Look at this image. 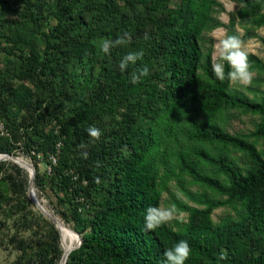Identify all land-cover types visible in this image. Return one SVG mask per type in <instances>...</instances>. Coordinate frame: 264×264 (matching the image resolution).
I'll use <instances>...</instances> for the list:
<instances>
[{
	"label": "trees",
	"instance_id": "trees-1",
	"mask_svg": "<svg viewBox=\"0 0 264 264\" xmlns=\"http://www.w3.org/2000/svg\"><path fill=\"white\" fill-rule=\"evenodd\" d=\"M234 1L225 24L220 0H0V53L15 56L0 71V155L31 157L38 190L58 198V216L81 235L67 264H163L181 240L192 249L186 264H264V61L248 54L256 76L244 90L220 81L212 36L258 38L264 0ZM122 34L126 46L100 50ZM244 115L258 117L254 130L231 133ZM28 187L26 170L0 162V216L24 227L35 216L61 240ZM166 193L187 216L145 230L146 210ZM7 236L22 243L10 264H59L51 240Z\"/></svg>",
	"mask_w": 264,
	"mask_h": 264
},
{
	"label": "rangeland",
	"instance_id": "rangeland-1",
	"mask_svg": "<svg viewBox=\"0 0 264 264\" xmlns=\"http://www.w3.org/2000/svg\"><path fill=\"white\" fill-rule=\"evenodd\" d=\"M220 1L222 2V4L225 7V10H226L224 13H222L220 15V19L225 24H228L229 14L232 12H236L238 10V5L234 0H220ZM239 31L241 33H243V30L241 28H239ZM258 34H259L258 38L252 39V40L247 41V42H243L244 49L248 52V54H253V55L259 57L260 59H262L264 61V28H261L258 31ZM212 36L214 38V48H215L214 62L217 63V62H220L219 41L226 38V30L224 28H219L212 33ZM10 48H11V50H13V47H10ZM16 50H19L18 47L16 48ZM14 58H15V56H9L5 52L0 53V63H1L0 64V71L4 72L6 70L8 61L14 60ZM255 76H256V73H255ZM234 86L240 88L241 90H244L238 84H234ZM257 121H258V117H253L250 115L240 116V117L232 120L231 124L228 126V130L233 134H235V133H248V132L254 130L255 123ZM19 157H20V159L26 161L28 164H33L35 167V163L33 162V159L31 157L25 155L22 152H19ZM1 162H9V163H12L14 165H17V164L20 165V163H16V162L12 161L11 159L6 160V161L3 160ZM21 167H23V166H21ZM25 169L26 168H24V170ZM27 170L28 169H26V172L28 173V176H29V172ZM40 170L42 172H47V166L44 164H41ZM37 192L39 194V197L41 198V201H42L44 207L51 213V215L57 221H59L61 224L67 226L70 230H72L74 232L73 227L70 224L66 223L62 217H60L61 212L64 211V208L60 204L58 198L56 196H54L53 193L48 189L47 190H38V188H37ZM182 198L185 200L184 197H182ZM170 201L171 200L169 198V195L166 193L163 197V202H162L161 207H168V206L172 205V203ZM34 209L38 210V208L36 206L34 207ZM227 213H228V210L225 208L218 209L217 211H215L214 220L216 222L220 221V219L225 217L227 215ZM58 215H60V216H58ZM185 216H187V215L183 214L182 218ZM0 220L1 221L4 220L5 225H6V226L3 225L2 234H0V264H10V263L14 262L20 255L19 248L22 245V243L20 244V242H18L17 244H12L10 241L11 240L10 237L7 236V234H9V233H11V236L21 234V236L24 237L25 240H27V242H31L33 244V246H36V247L40 246V244L43 242H48L51 240L52 247H54V249H55V246L58 245L57 247H58V250L60 251L58 253L59 264L62 260L63 255H64V243L67 246H70V244H71L69 240H67L65 238L63 239V237L60 233L59 227L57 225L53 224L50 220H49V222H51L55 226L56 229L58 228L57 231H58V233H60L59 237H61V240H60V238H59V240H54L51 236V233H50L51 230H50V227L48 226V224H46L44 221L40 220L39 218H37L35 216H32V220H31L32 223L30 222V226H25V227L23 225L16 226L14 224V221H15L14 219H11V218L6 219V216H4V215L0 216ZM175 220H173L169 223L173 224ZM18 227H20L21 230L18 229ZM74 235H75V238L73 239V242H74L75 246H77L78 241H79V237L75 233H74Z\"/></svg>",
	"mask_w": 264,
	"mask_h": 264
},
{
	"label": "clouds",
	"instance_id": "clouds-1",
	"mask_svg": "<svg viewBox=\"0 0 264 264\" xmlns=\"http://www.w3.org/2000/svg\"><path fill=\"white\" fill-rule=\"evenodd\" d=\"M130 43V37L122 34L117 39H103L100 44V50L104 54H111L114 48L126 46ZM220 45V62L213 65V72L220 81L227 79L230 84H238L240 86H250L255 77V72L248 59V52L244 49L243 41L237 35H229L219 41ZM143 52L128 53L120 62L121 71H125L129 63L135 64L138 60H142ZM227 65V70L225 66ZM149 74L146 66L142 67L131 75L133 84L139 83L142 77ZM88 134L91 138L99 140L102 136L100 129L95 126L90 127ZM86 157V153L84 154ZM97 182L99 180L97 179ZM177 207L172 204L168 207H149L144 216L145 230L152 231L163 225L177 219L182 218ZM192 249L188 241L181 240L173 245L172 248L166 249L164 252L163 264H186L190 258ZM228 256L223 251L219 256L220 261L227 260Z\"/></svg>",
	"mask_w": 264,
	"mask_h": 264
},
{
	"label": "water",
	"instance_id": "water-1",
	"mask_svg": "<svg viewBox=\"0 0 264 264\" xmlns=\"http://www.w3.org/2000/svg\"><path fill=\"white\" fill-rule=\"evenodd\" d=\"M10 158H17V159H19L20 157L19 156H15V155H11V154H2V155H0V162L3 161V160L4 161L10 160ZM18 166H20V165H18ZM21 168H23V167H21ZM27 171L29 172V187H28V197H29V199L31 200V202L38 208V210L48 220H50L53 224L56 225V223H55V221H54L51 213L43 206V203L41 201V198L39 197V194L37 192V186H36V169H35L34 165L33 164H29ZM33 193L36 195L37 200H35V198L32 196ZM74 233L79 237V241H78V245L75 246L73 248V250H75L77 247H79L82 244V237H81V235L79 233H77L75 230H74ZM70 253H68L66 255L65 254L63 255L60 264H67V260H68V257L70 255Z\"/></svg>",
	"mask_w": 264,
	"mask_h": 264
},
{
	"label": "bare ground",
	"instance_id": "bare-ground-1",
	"mask_svg": "<svg viewBox=\"0 0 264 264\" xmlns=\"http://www.w3.org/2000/svg\"><path fill=\"white\" fill-rule=\"evenodd\" d=\"M12 161L16 162V163H20L21 166H23L24 168L28 169V163L22 159H17V158H10ZM32 196L35 198V200H37L36 198V195L33 193ZM44 206V205H43ZM53 217V216H52ZM56 225L59 227V230H60V233L63 237V239H67L70 241V246H67L65 243H64V254H68L70 253L75 244L73 242V239L75 238V235H74V232L72 230H70L67 226L61 224L59 221H57L54 217H53ZM66 241V240H65Z\"/></svg>",
	"mask_w": 264,
	"mask_h": 264
},
{
	"label": "built area",
	"instance_id": "built-area-1",
	"mask_svg": "<svg viewBox=\"0 0 264 264\" xmlns=\"http://www.w3.org/2000/svg\"><path fill=\"white\" fill-rule=\"evenodd\" d=\"M0 130H1L2 132L4 131V126H3V125L0 126ZM53 162L56 163V158H53Z\"/></svg>",
	"mask_w": 264,
	"mask_h": 264
}]
</instances>
